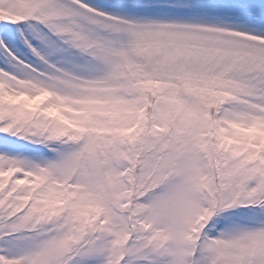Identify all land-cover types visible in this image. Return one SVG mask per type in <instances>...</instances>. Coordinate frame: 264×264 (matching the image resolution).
<instances>
[{"label": "snow or ice", "instance_id": "6c2138e0", "mask_svg": "<svg viewBox=\"0 0 264 264\" xmlns=\"http://www.w3.org/2000/svg\"><path fill=\"white\" fill-rule=\"evenodd\" d=\"M0 264H264V0H0Z\"/></svg>", "mask_w": 264, "mask_h": 264}]
</instances>
